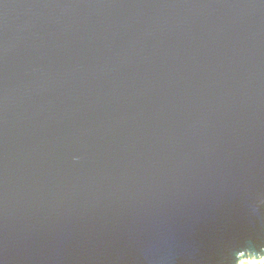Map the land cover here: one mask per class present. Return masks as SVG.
Masks as SVG:
<instances>
[{
  "label": "water",
  "instance_id": "water-1",
  "mask_svg": "<svg viewBox=\"0 0 264 264\" xmlns=\"http://www.w3.org/2000/svg\"><path fill=\"white\" fill-rule=\"evenodd\" d=\"M264 262V0H0V264Z\"/></svg>",
  "mask_w": 264,
  "mask_h": 264
},
{
  "label": "rangeland",
  "instance_id": "rangeland-1",
  "mask_svg": "<svg viewBox=\"0 0 264 264\" xmlns=\"http://www.w3.org/2000/svg\"><path fill=\"white\" fill-rule=\"evenodd\" d=\"M241 264H264V262L244 261Z\"/></svg>",
  "mask_w": 264,
  "mask_h": 264
},
{
  "label": "bare ground",
  "instance_id": "bare-ground-1",
  "mask_svg": "<svg viewBox=\"0 0 264 264\" xmlns=\"http://www.w3.org/2000/svg\"><path fill=\"white\" fill-rule=\"evenodd\" d=\"M249 261V260H248Z\"/></svg>",
  "mask_w": 264,
  "mask_h": 264
}]
</instances>
